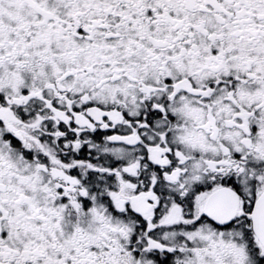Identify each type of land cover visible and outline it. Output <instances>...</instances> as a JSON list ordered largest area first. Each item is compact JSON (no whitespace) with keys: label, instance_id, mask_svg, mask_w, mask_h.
I'll return each mask as SVG.
<instances>
[{"label":"snow or ice","instance_id":"1","mask_svg":"<svg viewBox=\"0 0 264 264\" xmlns=\"http://www.w3.org/2000/svg\"><path fill=\"white\" fill-rule=\"evenodd\" d=\"M0 264H264V0H0Z\"/></svg>","mask_w":264,"mask_h":264}]
</instances>
